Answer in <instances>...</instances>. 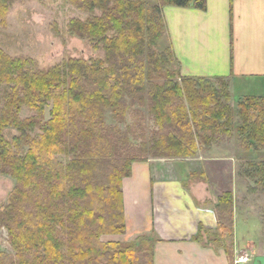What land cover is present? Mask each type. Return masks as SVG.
Returning a JSON list of instances; mask_svg holds the SVG:
<instances>
[{"label": "trees", "instance_id": "trees-1", "mask_svg": "<svg viewBox=\"0 0 264 264\" xmlns=\"http://www.w3.org/2000/svg\"><path fill=\"white\" fill-rule=\"evenodd\" d=\"M15 1L0 0V22ZM67 1L88 14L72 18L69 33L102 47L105 58L34 69L32 58L0 48V174L16 179L0 206V228L14 252L0 251V264H154L152 236L102 239L126 231L123 180L132 164L194 157L231 136L237 118L234 130L264 148V97L246 96L236 109L227 78L182 75L170 44L156 49L168 35L165 6L206 10L207 0ZM24 108L34 115L23 119ZM144 110L155 124L150 133ZM108 112L116 124L107 123ZM9 127L19 131L11 141ZM21 146L24 154L15 151ZM215 211L213 242L234 232L232 192ZM194 239H203L201 231ZM225 250L232 259L234 243Z\"/></svg>", "mask_w": 264, "mask_h": 264}, {"label": "crops", "instance_id": "crops-1", "mask_svg": "<svg viewBox=\"0 0 264 264\" xmlns=\"http://www.w3.org/2000/svg\"><path fill=\"white\" fill-rule=\"evenodd\" d=\"M164 15L182 75L227 78L233 103L264 97V0H207L206 10L168 5ZM236 150L222 141L194 157L134 162L123 180L126 231L118 235L152 236L154 264H264V217L237 202ZM226 191L234 196V232L209 241L218 233L215 204ZM200 231L203 239L195 240ZM240 231L249 235L242 243ZM231 242L232 259L225 250Z\"/></svg>", "mask_w": 264, "mask_h": 264}, {"label": "rangeland", "instance_id": "rangeland-1", "mask_svg": "<svg viewBox=\"0 0 264 264\" xmlns=\"http://www.w3.org/2000/svg\"><path fill=\"white\" fill-rule=\"evenodd\" d=\"M157 2V0H153ZM87 13L77 9L67 0H18L11 4L4 23L0 22V48L4 49L13 57H29L35 61L34 69H48L66 58H83L86 60L105 58V50L101 47L95 49L91 42L81 39L69 33L68 23L72 18L85 19ZM168 40L163 39L157 43L158 52H163ZM159 44V46H158ZM174 65V64H173ZM172 67V66H171ZM174 67V66H173ZM5 91L4 86H0V96ZM230 104L237 109L239 102ZM47 108L45 118H49ZM147 125L149 133L155 127L154 121L147 112ZM34 115V112L24 108L21 117L23 119ZM108 124H116L111 112L106 115ZM128 117V123L131 122ZM238 118L233 128V134L225 137L222 141L230 142L237 150L234 154L239 165V182L242 183V191L238 193L237 202L245 207H253L257 213L264 217V148L255 144L249 145L245 135L238 134L234 129L239 125ZM126 125H122L125 127ZM36 130L34 133H38ZM19 135V131L9 127L4 131L5 139L11 141L13 137ZM211 144L210 146H212ZM209 147V146H208ZM200 148H207L201 146ZM27 148L15 147V151L24 154ZM228 154L227 151H223ZM234 157V158H235ZM162 158V157H151ZM58 160L66 163L69 159L58 156ZM174 159V158H173ZM199 179H205L204 175H195ZM186 179V178H185ZM245 184V185H244ZM16 186V179L10 175L0 174V206L6 203L8 195ZM104 235V241L131 242L135 239H127L122 235ZM249 235L245 231H240L237 241L242 243ZM0 251L13 253V248L9 242L8 231L0 228Z\"/></svg>", "mask_w": 264, "mask_h": 264}]
</instances>
